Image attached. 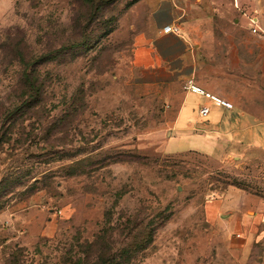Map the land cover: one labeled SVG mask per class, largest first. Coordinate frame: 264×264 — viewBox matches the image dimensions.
<instances>
[{"label": "rangeland", "instance_id": "obj_1", "mask_svg": "<svg viewBox=\"0 0 264 264\" xmlns=\"http://www.w3.org/2000/svg\"><path fill=\"white\" fill-rule=\"evenodd\" d=\"M95 1L0 0V264H97L100 247L119 264H264V144L170 137L166 89L133 78L151 0ZM250 3L186 1L204 54Z\"/></svg>", "mask_w": 264, "mask_h": 264}, {"label": "crops", "instance_id": "obj_2", "mask_svg": "<svg viewBox=\"0 0 264 264\" xmlns=\"http://www.w3.org/2000/svg\"><path fill=\"white\" fill-rule=\"evenodd\" d=\"M186 1L151 0L150 25L133 43L134 81L166 89L163 98L176 111L170 137L196 129L209 142L210 152L220 147L225 153L252 152L264 144V0H251L235 20L236 33L217 49L216 62L211 53L204 54V46L192 35L196 21L186 14ZM175 24L180 25V33L164 32L166 25ZM252 28L259 32L253 33ZM189 79L233 107L185 91L183 85ZM203 105L209 107L207 115L200 113Z\"/></svg>", "mask_w": 264, "mask_h": 264}, {"label": "trees", "instance_id": "obj_3", "mask_svg": "<svg viewBox=\"0 0 264 264\" xmlns=\"http://www.w3.org/2000/svg\"><path fill=\"white\" fill-rule=\"evenodd\" d=\"M82 2L87 4L91 8H93V6L96 3L95 0H82ZM22 60H23V66H24V71H25V75H24V79H23L24 87H22V88H24L23 94H27L29 96V97L27 96V98L35 97L36 95H38L40 93L42 87L39 84V79L36 76H34L32 73H29V72L27 73V71L29 69L28 67H29L30 61L26 60L25 57H23ZM23 102L27 103L30 101L25 99ZM119 195H121V192ZM97 242L105 245L107 242L105 235L104 236L103 235L98 236ZM124 250H127V249H124ZM125 252H128V251H125ZM123 254H124V252H123ZM82 261H83V258L80 256L77 259H75L74 262H75V264H82ZM96 263L97 264H119L116 255L114 256V254L108 253V251L104 247H100L99 250L97 251Z\"/></svg>", "mask_w": 264, "mask_h": 264}, {"label": "built area", "instance_id": "obj_4", "mask_svg": "<svg viewBox=\"0 0 264 264\" xmlns=\"http://www.w3.org/2000/svg\"><path fill=\"white\" fill-rule=\"evenodd\" d=\"M163 30H164V32L180 33L181 28H180L179 24H175V25H166L163 28ZM252 31L256 32L257 28H252ZM183 88L185 91L195 93V94H199V95H202L206 98H209V99L225 106L226 108H232L233 107V104L231 102L220 97L217 94L211 93L210 91H208L207 89H205L201 85L197 84L193 79H189V80L185 81ZM200 113L202 115H207L209 113V107L206 105L201 106L200 107Z\"/></svg>", "mask_w": 264, "mask_h": 264}]
</instances>
